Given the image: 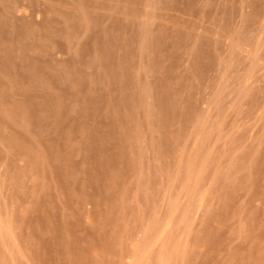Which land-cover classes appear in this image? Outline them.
I'll return each instance as SVG.
<instances>
[{
    "label": "rangeland",
    "instance_id": "rangeland-1",
    "mask_svg": "<svg viewBox=\"0 0 264 264\" xmlns=\"http://www.w3.org/2000/svg\"><path fill=\"white\" fill-rule=\"evenodd\" d=\"M0 264H264V0H0Z\"/></svg>",
    "mask_w": 264,
    "mask_h": 264
}]
</instances>
